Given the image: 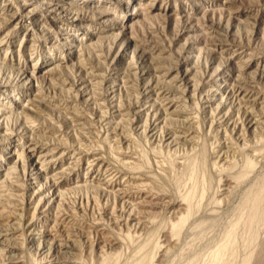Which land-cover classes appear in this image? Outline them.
Instances as JSON below:
<instances>
[{
	"label": "rangeland",
	"instance_id": "obj_1",
	"mask_svg": "<svg viewBox=\"0 0 264 264\" xmlns=\"http://www.w3.org/2000/svg\"><path fill=\"white\" fill-rule=\"evenodd\" d=\"M55 1L0 0V81L7 84L0 85V130L11 133L0 137V158L6 138L36 145L38 154L61 148L41 160L44 170L60 166L55 177L78 180L69 195L92 204H113L94 186L134 177L158 205L140 233L109 225V264H264V0ZM25 2L32 14L21 27L15 12ZM33 14L44 26L30 22ZM18 88L35 99L23 101ZM146 123L158 137L144 133ZM21 142L25 163L35 161ZM88 159L92 185L81 181ZM21 161L18 173L0 178L18 175L20 186L36 178L23 175ZM10 186L0 182V198L18 202L4 195L16 197L4 191ZM26 205L25 219H35ZM0 207V225L19 211ZM56 223L65 231L54 236L69 243L73 227ZM18 241L24 264H38L24 231Z\"/></svg>",
	"mask_w": 264,
	"mask_h": 264
},
{
	"label": "bare ground",
	"instance_id": "obj_2",
	"mask_svg": "<svg viewBox=\"0 0 264 264\" xmlns=\"http://www.w3.org/2000/svg\"><path fill=\"white\" fill-rule=\"evenodd\" d=\"M27 1H31V0H27ZM58 1L64 2L66 0H58ZM55 2L57 1L51 0L52 4H54ZM26 4H27L26 7L21 8V10L17 9V11L19 10V12H15L17 13L16 15H18V21L15 22L20 23V25L22 19H25L23 18V15L29 13L32 14L30 8H28L30 4L28 3ZM10 10L13 9L10 8ZM9 15L13 16L14 14L11 15L9 12ZM29 18L31 20L30 21L31 23L38 25L41 24L40 26H44L45 24V21H43V17L41 18V15L39 16L35 14H33V16L29 15ZM21 27H24V25L23 26L21 25ZM27 29H31V28H29L28 26ZM40 67L41 69L43 68L42 66ZM18 68H22V67H18ZM0 85H7V84L6 82L2 83L0 81ZM6 89L8 90V88ZM18 89L19 90H16L15 95H18L17 97L24 99L23 101H25L26 99H32V98L33 100L35 99L34 97L31 96V94L26 93L27 90L20 88ZM14 90L12 92H14ZM71 112H73L77 116L80 115L74 111ZM82 121L87 122L84 119H82ZM79 122L80 121L74 120V123H76V128H81ZM153 123L152 124L146 123L143 126V131L146 134L148 133L151 134L152 136L158 137V133H156V130H154L155 127ZM121 133H123L122 130ZM234 133L235 136L236 134L237 136H240L238 132L237 133L234 132ZM7 134H11V133L8 130H6L5 132L0 130V137ZM124 137L125 136H123L122 134L120 135V138L127 141L128 138L125 139ZM183 138H185L187 143L191 144L192 138H189L188 136L185 135H183ZM186 138H189V140ZM6 139L7 140H5V144L2 145L3 147H5L3 151L5 153L4 156L5 158L3 160L0 158V162L2 163L0 164V175L18 173L13 168H17L16 165L18 164V159H20L22 160L21 166L23 167L22 168L23 175L26 176V174L28 175V173H32L34 176L36 175V178H33V180L32 179L29 180V182L25 186L19 185L20 176L18 175L15 176L16 181H10L9 178H11V176H6L7 178H0V182H4L5 179V181L9 182L11 185L10 187L7 188V190L4 191L13 194L16 197L14 198V196L5 193L4 195H6L10 199L18 201L21 204V206L19 205L18 207L17 204L18 202H13V201L5 202L3 201L2 198H0V203H4L9 207L7 211L6 209L4 210L5 212L13 213V211H11L12 209L10 210V208L13 207H15V209L19 208L18 212L15 211L16 212L15 218L11 217L7 220L6 219L7 217L5 216L3 219H5L6 222L4 220L5 223L3 222L0 225V258L4 257V259L2 260V262H0V264H24L23 254H22L23 252L20 250V244L18 241L19 233H21L22 231H24L27 236L28 250H31L32 253L37 258H39L38 264H109V261H107L108 254H110V250H112V248L114 247L113 244L107 241V237L105 236L106 230L108 229L109 225L115 227L118 231L125 230L127 233L130 232L140 233L142 230H146L149 228L151 220L147 216L150 214V211L152 209L154 210V207L158 205V202L149 199L147 195L143 193V190L139 187V184L135 181L134 177L124 180L121 183H117L114 186H107V185L94 186L102 195H107V197L112 196L113 204L109 206L108 203H104L103 205H100V203L97 202L98 200L97 201L95 200V202L92 204L90 203L88 198L85 199V197H87L86 195L82 197H80L79 195H78L79 197L69 195L68 191H66L68 189V184L72 185L73 183H78V180L72 182L71 181L72 179H70V177H63L61 175L55 177V174H53V172L56 169H60V166L54 167L51 171L44 170L43 168L44 165L43 163H41V160H46V158L50 157L48 152L54 151L55 154L53 152L50 153V155L53 154V157L54 155L56 157V155H59L58 154L59 152L60 154L64 152L63 149L56 148V146L54 147L52 146L49 148L47 147V149L45 148L46 150H48V152L45 151V154H38L37 149H33L36 147L39 148L36 145L27 146L23 144L20 141V139L17 138L16 139L6 138ZM57 141H59V139ZM20 142H21L20 145H23L24 147H28V149H26L27 153L36 157L35 161L34 158L32 159L29 157V164L25 163L24 156L22 154L23 152H18L19 151L18 143ZM58 143L56 145L61 144ZM223 145H225L224 152L227 153V150H230L231 148L230 147L231 143L224 141ZM115 146L119 151L121 150L119 147L120 146L119 143H117ZM78 148L81 149V147ZM68 152L70 154V151ZM14 157H17V161L16 159H14ZM223 157L225 156H223L222 153H219L217 154L216 159L219 158V160L225 161V158ZM98 159H100V157ZM93 160L94 158L92 159V161ZM32 162L33 163L35 162L34 166H32L33 165ZM2 165H4V167H2ZM85 166L87 172L83 170L85 176L83 174V178H82L83 180L81 181L83 182V184L90 183L92 185L93 183L92 181L96 177L95 174L96 171L94 170V168H92V162L89 159L85 161ZM57 172H62V171L60 169V171ZM40 178L49 180V183L46 181L48 183L47 184L48 186H46L45 188H40L39 186H41L42 184ZM129 186L133 187L138 191L137 202L136 200L135 202H133L132 201L133 199L132 200L130 199L131 196H128V193H126L129 189H131ZM35 189H38L39 191L36 192L33 200H30L29 197V203H27L26 205L25 202L24 204L23 200L24 198L26 199V195L28 193L30 194L34 192ZM50 191L52 192L50 193ZM48 192L51 195L47 197V195H44V193H48ZM82 199H85L84 200L85 202ZM116 202L119 207L115 206ZM64 204L67 205V211L71 214L66 212L64 208ZM24 205L33 208L37 212V217L35 219L34 218H32L31 220L25 219L23 215L24 207H25ZM2 208L0 207L1 211ZM179 209L180 206H175L171 208V214L173 216H176ZM77 210H79V212ZM134 210H136V212H134ZM60 211H62L63 214H60ZM38 219H42V221ZM58 221L61 222L60 224L62 223L65 224L66 227L67 226L73 227L72 231L74 233V237L72 238L71 241H69V243L60 240L59 238L57 239L54 236L56 230H60V229L63 230L62 226L60 227L56 223ZM174 226H175L174 224H171L170 228L173 229ZM169 231L171 232L172 230ZM37 232H39V234ZM44 233L47 234L49 233L50 238H47V236H45ZM163 241L168 242L166 238ZM9 244H11V247L8 246Z\"/></svg>",
	"mask_w": 264,
	"mask_h": 264
}]
</instances>
